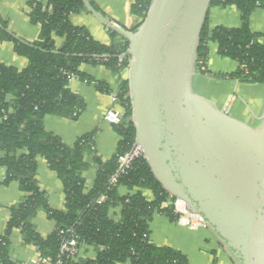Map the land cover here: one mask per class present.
<instances>
[{
	"label": "trees",
	"instance_id": "obj_1",
	"mask_svg": "<svg viewBox=\"0 0 264 264\" xmlns=\"http://www.w3.org/2000/svg\"><path fill=\"white\" fill-rule=\"evenodd\" d=\"M150 4L151 0H136L131 6V14L140 21L131 31L139 27ZM27 5L29 22L40 26L36 42L16 38L0 18V43H12L14 52L28 62L23 70L0 64V152L4 153L0 167L5 170L0 185L16 182L24 194L21 202L10 207L6 229L0 235V264H18L10 252L9 237L14 230L20 232L25 245L34 246L39 256L49 259L51 264L58 260L62 264H188L180 252L149 241V223L154 214L171 219L177 216L171 205L174 198L156 181L145 159H136L125 174H117L118 157L129 152L135 142L127 81L121 82L116 91L124 117L119 126L113 127L120 142L108 161L95 156L94 132L68 146L43 126L47 116L74 121L82 113V99L68 87L71 77L84 78L79 72L82 64H102L114 74L128 68V59L120 58L127 50V41L108 31L114 41L105 46L95 41L87 29L73 26L70 15L87 13L80 0H28ZM211 6H234L240 13L241 24L238 28L218 27L210 31L205 21L194 71L206 73L208 42H212L217 44L221 57L238 64L234 73L217 78L264 85V46L258 42L259 35L249 28L251 14L258 8L264 9V0H212ZM54 36L64 39L59 50L54 46ZM97 89L110 93L103 83H97ZM85 155H94L96 168L89 191L85 190L82 177L88 168ZM38 158L47 162L62 183L65 204L61 211L48 206L46 195L38 187ZM114 176L116 182L111 183ZM119 186L149 190L154 200L148 202L140 193L120 197ZM118 206L122 208L120 220L114 222L109 219V211ZM40 211L56 225L46 238L39 236L33 223ZM68 239H74L78 249L83 245L101 250L94 260L78 255L60 257V246Z\"/></svg>",
	"mask_w": 264,
	"mask_h": 264
},
{
	"label": "water",
	"instance_id": "obj_2",
	"mask_svg": "<svg viewBox=\"0 0 264 264\" xmlns=\"http://www.w3.org/2000/svg\"><path fill=\"white\" fill-rule=\"evenodd\" d=\"M80 1L128 43L120 58L134 144L156 181L202 219L233 264H264V112L251 127L192 88L212 0H151L135 31Z\"/></svg>",
	"mask_w": 264,
	"mask_h": 264
},
{
	"label": "crops",
	"instance_id": "obj_3",
	"mask_svg": "<svg viewBox=\"0 0 264 264\" xmlns=\"http://www.w3.org/2000/svg\"><path fill=\"white\" fill-rule=\"evenodd\" d=\"M92 6L113 23L132 30L140 21L131 14V6L136 0H89ZM28 0H0V18L7 23L8 30L16 38L33 43L39 39L40 26L33 25L29 21ZM69 21L73 26L87 29L91 37L102 45L110 46L113 38L108 30L99 24L90 14H72ZM206 23L211 31L218 27L233 29L241 24L240 13L234 6H211L207 13ZM249 28L251 33L259 35V41L264 46V9H256L250 16ZM55 47L61 49L64 39L54 36ZM0 64L23 70L27 67V60L14 52L10 42L0 43ZM206 73L195 72L192 80L193 91L202 98L210 101L219 109H223L226 99L234 96L231 108L226 112L231 117L256 127L258 119L264 112V85L248 84L234 79H219L217 75H229L234 73L238 64L218 54L216 43L208 42V56L206 59ZM79 72L84 78L71 77L68 87L84 103V109L76 120L47 116L43 120L46 132L51 133L72 146L80 137L95 133V156L101 161H108L117 150L120 142L119 135L113 126L103 119L106 111L111 106V96L120 83L127 79V69L119 74H114L102 64H82ZM97 83L107 86L110 93H104L97 89ZM4 153L0 152V159ZM94 155H85L84 162L88 168L82 173L85 182V190L89 191L96 178V168L93 163ZM5 170L0 167V183L3 181ZM36 181L41 192L46 195L48 206L57 211L64 209L63 186L55 172L42 159H37ZM117 194L120 197L133 196L140 193L142 197L152 202L154 200L151 191L140 188L131 190L119 186ZM24 194L19 190L16 182L7 186L0 185V235L7 226L10 217V207L22 201ZM122 208L120 206L109 211V219L114 222L120 220ZM36 232L41 238H46L55 230V222L48 219L47 215L40 211L33 219ZM10 252L13 261L24 264L33 262L39 255L32 245H25L18 230L11 232ZM149 241L158 247H168L180 252L187 259L188 264H233L222 246L207 228L191 230L188 226L176 219H171L163 214H154L149 223ZM101 248L81 246L78 256L94 260Z\"/></svg>",
	"mask_w": 264,
	"mask_h": 264
},
{
	"label": "built area",
	"instance_id": "obj_4",
	"mask_svg": "<svg viewBox=\"0 0 264 264\" xmlns=\"http://www.w3.org/2000/svg\"><path fill=\"white\" fill-rule=\"evenodd\" d=\"M230 109V104L227 101L224 105L223 110L225 112H228ZM124 117V110L120 106L117 98L116 92L112 94L111 96V106L106 111L103 119L106 123L109 125L115 127L119 126L122 123V119ZM138 158H143V151L140 146L133 143V146L131 150L127 153H125L122 156L118 157V172L117 174H125L130 168L132 167V164L134 161ZM116 176L111 178V183L116 182ZM170 196V195H169ZM170 198H173L170 196ZM103 198H101L100 201H102ZM171 205L173 207V212L176 214L178 220L184 222L189 229L196 230L198 228H206L204 222L202 219L189 212L188 207L184 202L178 199H173L171 202ZM76 241L74 239H68L64 240L60 246L59 249V256H69L74 258L76 255H78V248L76 246ZM19 264V263H18ZM24 264H51V261L49 259H42L39 255L37 258L30 263H24ZM54 264H62L60 260L56 261Z\"/></svg>",
	"mask_w": 264,
	"mask_h": 264
},
{
	"label": "rangeland",
	"instance_id": "obj_5",
	"mask_svg": "<svg viewBox=\"0 0 264 264\" xmlns=\"http://www.w3.org/2000/svg\"><path fill=\"white\" fill-rule=\"evenodd\" d=\"M234 99H235V97H234V96H231V98H227V99H226V101H228V102H229V104H230V108H231V105H232V103H233ZM229 110H230V109H229Z\"/></svg>",
	"mask_w": 264,
	"mask_h": 264
}]
</instances>
